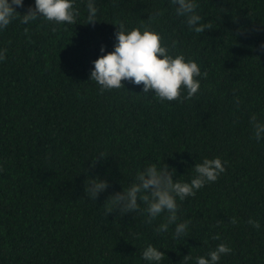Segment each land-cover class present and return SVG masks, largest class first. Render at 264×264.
Wrapping results in <instances>:
<instances>
[{
    "label": "trees",
    "instance_id": "16d2710c",
    "mask_svg": "<svg viewBox=\"0 0 264 264\" xmlns=\"http://www.w3.org/2000/svg\"><path fill=\"white\" fill-rule=\"evenodd\" d=\"M196 2L201 33L170 0H95L90 24L88 0H74L73 24L21 23L34 0L15 9L0 32V264H148V245L164 253L160 264H196L221 243L232 251L219 264H264V140L250 125L253 114L264 120V0ZM157 12L151 27L176 42L172 54L200 67L198 93L161 103L128 81L101 93L90 80L101 47L113 51L119 24ZM216 157L226 171L177 201L186 236L174 239V225L158 233L164 216L149 223L140 199V209L109 212L147 164L188 182ZM96 177L108 187L92 199L85 182Z\"/></svg>",
    "mask_w": 264,
    "mask_h": 264
},
{
    "label": "clouds",
    "instance_id": "9594fccd",
    "mask_svg": "<svg viewBox=\"0 0 264 264\" xmlns=\"http://www.w3.org/2000/svg\"><path fill=\"white\" fill-rule=\"evenodd\" d=\"M170 2L175 15L184 18L191 31H204L202 17L196 11V0ZM23 6L24 0H0V32L16 18L15 9ZM87 10V24L97 21L95 0H88ZM77 15L74 0H34V7H30L26 14L21 15V23L29 24L41 18L57 25L73 24ZM161 15L163 13L157 12L149 17L148 24L138 27L126 28L123 23L119 24L113 51L106 52V49L101 47V55L92 62L93 68L90 72V80L99 86L101 93L124 87L122 81L142 84L143 93H154L161 103L181 98L191 99L198 93L201 86L198 78L202 75L198 64L192 59H186L183 54L173 55L170 49L176 47V42L166 44L162 34L151 27ZM260 49L264 51V43L260 45ZM6 55L7 48H0V62L5 61ZM250 125L254 139L257 142L264 140V120L253 114L250 117ZM96 162L94 160L93 164ZM225 164L227 161L222 162L219 157L205 158L202 163L195 164V175L188 182H174L168 168L159 167L156 163L147 164L142 171H138L135 182L124 189L123 193L109 198V212L119 210L120 213H126L140 209V199L145 205L144 212L147 213L149 223L164 216V222L156 231L166 233L170 226L174 225L173 238L180 239L187 235L189 222H178L177 201L182 202L187 197L195 196L205 185L216 182L226 171ZM85 183V191L92 199H96L108 187L107 181L98 177L89 178ZM231 222L236 224V218ZM247 223L254 228L260 227L259 222L252 218H249ZM231 251L227 244H218L207 256L197 257L196 264H219L221 257ZM163 257L164 253L153 245H148L142 253L143 260L148 264H160Z\"/></svg>",
    "mask_w": 264,
    "mask_h": 264
}]
</instances>
